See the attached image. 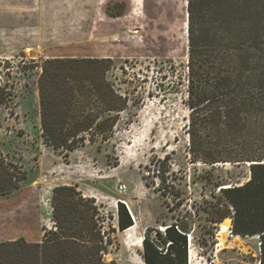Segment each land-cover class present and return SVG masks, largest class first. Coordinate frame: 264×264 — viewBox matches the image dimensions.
Here are the masks:
<instances>
[{
	"label": "rangeland",
	"instance_id": "374dc122",
	"mask_svg": "<svg viewBox=\"0 0 264 264\" xmlns=\"http://www.w3.org/2000/svg\"><path fill=\"white\" fill-rule=\"evenodd\" d=\"M186 6L187 0H0V79L13 94L0 109V153L25 175L18 188L0 194V241H39L53 228L52 189L72 185L94 200L110 238L106 262L139 264L117 226L115 204L122 202L142 238L147 228L153 236L166 224L187 222L192 264H257V237H236L229 224L211 229L204 211L212 182L245 167L190 161L179 79L187 62ZM54 57L113 59L107 76L131 101L109 140H86L71 151L44 143L37 81L42 61Z\"/></svg>",
	"mask_w": 264,
	"mask_h": 264
},
{
	"label": "trees",
	"instance_id": "16d2710c",
	"mask_svg": "<svg viewBox=\"0 0 264 264\" xmlns=\"http://www.w3.org/2000/svg\"><path fill=\"white\" fill-rule=\"evenodd\" d=\"M186 10L187 62L179 79L185 86L190 161L211 169L245 167L241 175L227 171L226 179L212 182L216 189L204 209L209 228L228 220L231 234L257 237V264H264V0H187ZM40 68L44 143L71 151L86 140L113 136L131 101L107 76L113 59L54 57ZM11 87L0 79V109L11 101ZM24 177L0 153V194L18 188ZM51 205L53 228L35 242L0 241V264H118L102 259L110 238L101 233L92 198L72 185H58ZM133 223L118 202V229ZM148 231L142 241L145 264H189L187 222L166 224L153 236Z\"/></svg>",
	"mask_w": 264,
	"mask_h": 264
},
{
	"label": "bare ground",
	"instance_id": "6f19581e",
	"mask_svg": "<svg viewBox=\"0 0 264 264\" xmlns=\"http://www.w3.org/2000/svg\"><path fill=\"white\" fill-rule=\"evenodd\" d=\"M115 207H117V204H115ZM134 222L135 223L132 224L131 226L121 230V233L123 234V237H124L123 238L124 243L128 247H131L132 252H135L134 257H135L137 263L145 264L143 259L141 258V256L138 254V250L142 248V241H143L142 233H141V230L139 229L140 224L136 219H134ZM228 223H229L228 220H223L220 222V224H222L223 227H224L223 224H226L227 229H229ZM234 236L238 237V235H234ZM188 254H189V256H188L189 257V259H188L189 264H192L193 253L189 252Z\"/></svg>",
	"mask_w": 264,
	"mask_h": 264
},
{
	"label": "built area",
	"instance_id": "2783aa9c",
	"mask_svg": "<svg viewBox=\"0 0 264 264\" xmlns=\"http://www.w3.org/2000/svg\"><path fill=\"white\" fill-rule=\"evenodd\" d=\"M101 233L104 236V238L106 239L105 232H104V230L102 228H101ZM101 256H102L103 260L107 259V253L106 252H102Z\"/></svg>",
	"mask_w": 264,
	"mask_h": 264
},
{
	"label": "water",
	"instance_id": "95a60500",
	"mask_svg": "<svg viewBox=\"0 0 264 264\" xmlns=\"http://www.w3.org/2000/svg\"><path fill=\"white\" fill-rule=\"evenodd\" d=\"M186 25H187V22H186ZM187 28V27H186ZM134 224V223H133ZM230 227H231V225H230Z\"/></svg>",
	"mask_w": 264,
	"mask_h": 264
}]
</instances>
